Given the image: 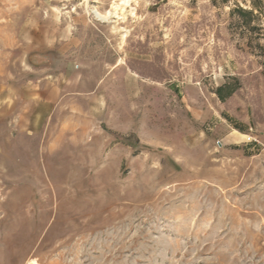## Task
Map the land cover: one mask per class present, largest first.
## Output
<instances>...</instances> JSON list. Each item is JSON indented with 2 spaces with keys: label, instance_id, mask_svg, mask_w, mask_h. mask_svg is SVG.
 <instances>
[{
  "label": "rangeland",
  "instance_id": "rangeland-1",
  "mask_svg": "<svg viewBox=\"0 0 264 264\" xmlns=\"http://www.w3.org/2000/svg\"><path fill=\"white\" fill-rule=\"evenodd\" d=\"M120 2L0 0V264H264V0Z\"/></svg>",
  "mask_w": 264,
  "mask_h": 264
},
{
  "label": "bare ground",
  "instance_id": "bare-ground-1",
  "mask_svg": "<svg viewBox=\"0 0 264 264\" xmlns=\"http://www.w3.org/2000/svg\"><path fill=\"white\" fill-rule=\"evenodd\" d=\"M120 3H115L113 5V8L117 10L118 8H123L125 4L129 2V0H121ZM98 15H101L100 12L96 11ZM110 13V12H109ZM27 264H41L36 258H30L27 262Z\"/></svg>",
  "mask_w": 264,
  "mask_h": 264
}]
</instances>
